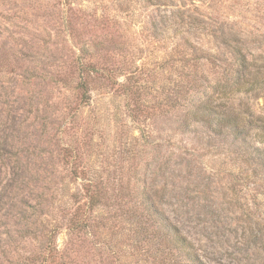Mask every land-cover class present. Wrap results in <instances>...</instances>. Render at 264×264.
Instances as JSON below:
<instances>
[{"label":"rangeland","instance_id":"374dc122","mask_svg":"<svg viewBox=\"0 0 264 264\" xmlns=\"http://www.w3.org/2000/svg\"><path fill=\"white\" fill-rule=\"evenodd\" d=\"M72 1L69 7L67 0H0V5L2 2L7 8L21 11V16L27 13L15 18L13 12L8 15L0 11V231H7L3 224L14 221L12 215H5L19 210L26 194L21 187L27 189V195L30 192L35 196L38 190L47 194L58 189L54 196L66 201L64 184H80V180L69 176L68 166L58 164L60 142L70 141L79 147L80 165L88 177L111 183L125 179L128 168L135 165L145 171L150 166L149 177L153 178L156 144H161L162 154L176 153L165 178L158 180L161 186L166 185L162 207L203 259L208 264H264V157L245 153L244 159L249 162L243 161L235 152L244 151L241 141L232 135L215 136L202 124H193L172 141L187 147L191 154H181L169 142L177 123L168 112L167 99L176 68L181 67V62L175 60L184 54L177 51L185 48L183 38L190 37L200 56L206 50L219 58L230 55L221 38L200 30L189 34L188 19H178L184 28L177 25L181 31L175 34L174 22L163 21L172 11L183 13L186 9L197 18L202 17L200 13L207 15L208 27L224 26L244 32L249 51L258 58L257 64H264V41L253 40L258 33H264V0H160V7L153 5L154 0ZM68 15L77 25L78 34L106 40L99 53L107 67L116 64L123 70L120 81L140 89L135 99L139 113L130 112L132 98L97 92L91 106H78L71 92L55 85L56 73L66 70L62 68L66 60L63 57L71 51L65 25ZM24 19L34 27L22 25L27 21ZM35 26L40 27L37 33L42 36L48 31L56 32V36L41 42L34 34ZM115 40L118 44H113ZM200 56L195 62L198 67L202 63ZM245 99L256 113L264 115V92ZM70 112L73 117L68 115ZM64 119H72L66 135L61 134ZM255 145L260 146L257 142ZM11 151L18 155L12 157ZM12 167L17 171L15 175ZM231 177H237L233 191L227 188ZM11 178L14 184L9 186ZM131 185L139 186L136 176L131 178ZM15 192L18 196L12 199ZM13 201L17 203L15 208L11 206ZM91 216L93 224L102 221L111 225L110 233L105 237L103 226L93 227V235L77 248V262L147 264L133 247L135 228L124 220L126 214L107 210L92 212ZM16 238L8 244L3 242L0 264H16L40 245ZM67 239L64 231L59 234L61 248Z\"/></svg>","mask_w":264,"mask_h":264},{"label":"trees","instance_id":"16d2710c","mask_svg":"<svg viewBox=\"0 0 264 264\" xmlns=\"http://www.w3.org/2000/svg\"><path fill=\"white\" fill-rule=\"evenodd\" d=\"M154 1L156 2L153 5L156 7L162 5L160 0ZM67 2H69L67 5L71 7L73 1L67 0ZM0 6L4 7V9L0 8V11L3 10L8 15L13 12L12 15L15 18L24 17L27 14L23 12L21 16L19 14L21 11L18 13L14 11V7L7 8L2 2ZM200 15L202 16L200 18L194 17L189 9L183 13L172 11L170 16L165 15L163 21L174 22L175 34L176 31H181L177 25L184 28L178 19L183 21L188 19L189 26L186 31L189 34H195L200 30L213 38H221V44L230 56L219 58L207 50L200 56L196 54L199 48L191 42L190 37L183 38L184 41L181 43L185 48L182 51L178 48L177 51L184 54L180 59L175 60V62H181V67L176 68V77L167 99L168 112L174 115L177 123L169 140L170 146L180 150L181 154H191L187 147L172 141L178 135L185 134L193 124H202L215 136L232 135L235 140L241 141L244 151L235 152L238 157L243 158V161L249 162V159H244L245 153L249 155L256 153L264 157V115L256 113L249 101L245 99L247 96L256 97L257 93L264 92V64H257L258 58L249 51L244 32L232 28L227 30L224 26L208 27L210 17L202 13ZM9 21L11 23V20ZM65 21L66 36L71 51L69 55L63 57L66 60L63 61L62 68L66 70L58 71L57 69L55 85H61L71 92L78 106H91L94 94L97 92L102 96L130 97L134 102L130 112L139 113L140 108L137 107L135 99L140 89L134 88L137 87L136 84L132 86L128 81H120L118 77L124 75L123 70L116 64L107 67L104 57L99 53L102 50L101 47L106 44V40H94L91 37H83L82 33L78 34L77 25L69 15ZM20 25L18 23V27ZM22 25L26 28L33 26L28 20ZM35 27L37 29L34 34L38 35L41 42H45L46 39L50 41L56 36V32L53 31H45L46 35L42 36L37 33L40 27ZM103 29H105L104 26ZM22 31H19V34H22ZM253 40L264 41V33H258ZM113 44H118V40H115ZM219 48L217 47V50ZM199 56L202 58L200 67L197 66L198 63H195L199 60ZM19 76L23 77L22 74ZM72 114L70 112L68 115L73 117ZM71 120H63L61 134H68ZM2 124L0 122V126ZM199 140L196 139L197 142ZM255 142L260 146H256ZM156 145L158 156H156L155 169L152 171L153 178L149 177L150 166L146 167L145 171L141 167L138 169V165H135L128 168L129 176L124 174L125 179L111 183L108 180H94L88 177L86 169L80 165L82 157L79 147L70 141L60 142L57 150L58 164L62 167L68 166L69 176L75 177L73 180H80V184L75 183L76 181H71L72 184L74 182L73 185L64 184L63 196L66 201H63L54 196V192L58 189H53L52 193L47 194L45 191L39 193L38 190L36 196L30 192L27 195L23 182L21 190L26 194L20 200L22 204L19 210L14 214L8 212L5 215V217L12 215L11 218L14 221L3 224L8 228L5 232L0 231V248L3 242L8 244L9 240L16 236L19 242L33 240L40 243L37 250L29 251V254L19 258L16 264H80L76 260L77 248L86 241V238L93 235V227L103 226L105 228L103 230H106L105 237L109 235L111 229V225L101 223L102 221L93 224L92 212L113 210L123 216L126 214L124 218L126 223L134 225L136 234H134L133 247L139 252L140 259L144 263L208 264L198 248L165 214L162 204L166 196L164 192L166 185L161 186L158 180L165 178L167 169L171 166L172 157L176 153L173 151L166 156L161 152L162 145ZM9 154L12 157L18 155L17 151H11ZM181 154H179L180 158L183 159ZM1 157L2 155L0 159ZM191 163L188 160V165ZM195 168L199 166L195 165ZM11 170L15 175L16 169L12 167ZM135 176L139 182L138 187L131 185V178ZM250 176L251 174H248V177ZM252 176H258V174H252ZM236 178L229 179L230 183H227L229 190L233 191ZM12 181L13 178L9 186L14 184ZM17 196L16 193L12 199ZM58 201L60 202L57 204ZM15 204L17 203L13 201L11 206L15 208ZM2 208L3 206L0 205V210ZM116 216L117 214L112 215L114 218ZM63 231L68 235V239L65 246L61 248L58 244V236Z\"/></svg>","mask_w":264,"mask_h":264}]
</instances>
